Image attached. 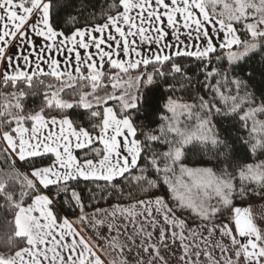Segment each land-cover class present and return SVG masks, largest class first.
Returning <instances> with one entry per match:
<instances>
[{"label": "snow or ice", "instance_id": "snow-or-ice-1", "mask_svg": "<svg viewBox=\"0 0 264 264\" xmlns=\"http://www.w3.org/2000/svg\"><path fill=\"white\" fill-rule=\"evenodd\" d=\"M83 8L0 0V264H264V218L234 203L264 200V87L242 74L264 66V0Z\"/></svg>", "mask_w": 264, "mask_h": 264}, {"label": "trees", "instance_id": "trees-1", "mask_svg": "<svg viewBox=\"0 0 264 264\" xmlns=\"http://www.w3.org/2000/svg\"><path fill=\"white\" fill-rule=\"evenodd\" d=\"M81 3V0H76V6L77 8H79V5ZM113 3V0H83V4H84V8L80 9V11L82 12L83 16H88L90 13L91 14H95V16L97 18L101 17L102 14H105L108 12L109 6ZM73 15L76 14V12L72 13ZM191 68V72L196 73L197 75H199V70L196 68L195 66V62H193L190 65ZM253 69H255L254 72V79L251 82V87L250 90H255L257 93V96L259 95V90L264 87V76L261 75V72L264 71V66L261 65V63L259 62V57H256L254 61H249L248 64H246L244 66V70H243V75H246L247 73L253 72ZM149 71H151L152 69L149 68ZM240 69H237V72H239ZM201 81L203 80V77H200ZM56 83L54 80H52L51 78H47L45 79V84L47 83ZM3 83V82H2ZM195 87V85L193 86ZM4 88H8V89H13L12 87H5ZM15 90V89H14ZM89 90V89H87ZM111 89L109 88V91ZM33 91H39L40 93H43L44 89L43 88H39L34 89ZM203 92L197 93L195 91H193L192 93V100H189L187 98V95L184 93H177L176 94V99L178 101H185L187 103H191L194 102L195 97L197 95H202ZM150 97V105L154 106V105H163V103L165 102L164 99L162 98H155V99H151V94H149ZM41 100H42V95H30L26 101V103L29 105L30 108H37L40 106L41 104ZM149 104H146L145 107L148 108L150 106ZM160 113H157L156 116H149L148 119H145L144 116V110L142 109V113H141V118L138 122H143L145 124L149 123V120H155L158 115ZM154 126V125H153ZM148 129H145V131H147ZM193 160H198L199 157L197 156H192L191 157ZM9 166H8V162L5 161V158L3 155H0V171H9ZM260 199L257 196H253L247 200H245L242 204L239 202V199H237V201H235L234 203L237 204V206H242V205H246L248 204L250 201H254V200H258ZM3 203V200L0 199V204ZM110 203H114V201H109V202H101L99 205H97L98 207L101 208V206H107L110 205ZM91 208L87 209L88 211ZM12 219L11 215H7V214H3L0 213V251H4V246H3V240L6 238V235L9 233L10 231V225L8 224V221H10Z\"/></svg>", "mask_w": 264, "mask_h": 264}, {"label": "rangeland", "instance_id": "rangeland-1", "mask_svg": "<svg viewBox=\"0 0 264 264\" xmlns=\"http://www.w3.org/2000/svg\"><path fill=\"white\" fill-rule=\"evenodd\" d=\"M228 2H231V0H228ZM135 75H136L135 72L131 73V76L134 77ZM123 79L127 81L129 77L124 76ZM13 91L15 90L14 89L10 90L8 88L5 89L3 83L0 84V112H4L7 105L15 103V100L10 95ZM178 102L187 103L185 101H178ZM180 119L183 120L184 117H180ZM212 203H215V201L213 200ZM248 205L252 206L253 215L257 217V219L264 218V200L258 199V200L250 201L248 204L242 206H248ZM192 227H195V225L193 224ZM207 227H211V225L209 224L207 225ZM197 231L202 232L204 236H207V232L204 230L203 225L199 229H197ZM213 235L215 239H219L218 233H214ZM211 243H212L211 240H209V246H211ZM216 254L217 255L219 254V249L216 250Z\"/></svg>", "mask_w": 264, "mask_h": 264}, {"label": "crops", "instance_id": "crops-1", "mask_svg": "<svg viewBox=\"0 0 264 264\" xmlns=\"http://www.w3.org/2000/svg\"><path fill=\"white\" fill-rule=\"evenodd\" d=\"M61 59H62V57H60ZM3 71V65L2 64H0V72H2ZM3 81L2 80H0V84L2 83ZM101 208H109V205H107V206H101ZM89 211H93V209H90ZM142 219V218H141ZM131 225H129V231H131ZM88 235H91V233H88ZM157 238V233H154L153 234V239H156ZM198 242V241H197ZM137 244H139V240H137ZM168 255V257L173 261V264H175V260L178 258V256H179V251H177L176 252V254L175 255H173L172 253H168L167 254ZM102 258H104V257H102ZM144 258H147V254H144ZM110 259V258H109Z\"/></svg>", "mask_w": 264, "mask_h": 264}]
</instances>
